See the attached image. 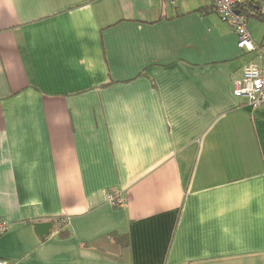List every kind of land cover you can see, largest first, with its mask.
Listing matches in <instances>:
<instances>
[{
  "label": "crops",
  "instance_id": "obj_1",
  "mask_svg": "<svg viewBox=\"0 0 264 264\" xmlns=\"http://www.w3.org/2000/svg\"><path fill=\"white\" fill-rule=\"evenodd\" d=\"M254 59L214 0H0V260L264 264Z\"/></svg>",
  "mask_w": 264,
  "mask_h": 264
},
{
  "label": "built area",
  "instance_id": "obj_2",
  "mask_svg": "<svg viewBox=\"0 0 264 264\" xmlns=\"http://www.w3.org/2000/svg\"><path fill=\"white\" fill-rule=\"evenodd\" d=\"M174 3L176 0H166ZM246 0H214L215 11L222 21L230 25L238 36V48L255 54V59L243 69L242 78L235 83L234 94L247 99L254 109H264V46L257 45L248 29V18L238 10ZM107 203L115 208L127 207L129 200L123 191L114 190L107 195ZM8 222L0 218V236L9 231ZM0 264H8L0 260Z\"/></svg>",
  "mask_w": 264,
  "mask_h": 264
},
{
  "label": "trees",
  "instance_id": "obj_3",
  "mask_svg": "<svg viewBox=\"0 0 264 264\" xmlns=\"http://www.w3.org/2000/svg\"><path fill=\"white\" fill-rule=\"evenodd\" d=\"M238 10L242 12L248 18V20H250L251 18H256L264 23V2L263 0H246L242 5H239ZM214 11H215V6H214ZM67 235H68L67 232L60 234V236H67ZM117 239H120V238H117Z\"/></svg>",
  "mask_w": 264,
  "mask_h": 264
},
{
  "label": "water",
  "instance_id": "obj_4",
  "mask_svg": "<svg viewBox=\"0 0 264 264\" xmlns=\"http://www.w3.org/2000/svg\"><path fill=\"white\" fill-rule=\"evenodd\" d=\"M53 227V221L41 222L36 225V231L38 235L43 239L50 236Z\"/></svg>",
  "mask_w": 264,
  "mask_h": 264
},
{
  "label": "rangeland",
  "instance_id": "obj_5",
  "mask_svg": "<svg viewBox=\"0 0 264 264\" xmlns=\"http://www.w3.org/2000/svg\"><path fill=\"white\" fill-rule=\"evenodd\" d=\"M254 20H255V18L254 19L253 18L250 19V21H252V22H255Z\"/></svg>",
  "mask_w": 264,
  "mask_h": 264
}]
</instances>
